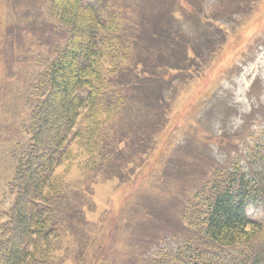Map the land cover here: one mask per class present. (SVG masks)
<instances>
[{
    "label": "trees",
    "instance_id": "obj_1",
    "mask_svg": "<svg viewBox=\"0 0 264 264\" xmlns=\"http://www.w3.org/2000/svg\"><path fill=\"white\" fill-rule=\"evenodd\" d=\"M16 1L22 11L8 4L7 15L0 18V24L8 23L9 35L4 36L9 57L0 69V146L9 150L12 165L10 202L0 211V264H89L88 255L99 244L100 230L92 238L87 221L95 187L114 179L121 185V174L141 168L136 159L144 164L168 141L173 130L165 126L174 125L170 102L179 87L202 77L206 66L197 65L186 36L161 30L163 12L128 23L115 0ZM149 25L155 31L150 33ZM209 27L218 37L191 40L211 57L216 39L222 48L227 36L218 21ZM27 47L45 49L52 59L33 61ZM203 53L200 59L207 60ZM181 65L185 72L178 69ZM174 71L187 81L171 78ZM19 82L23 90L16 88ZM152 83L166 90L154 91L144 111L129 116V104L141 95L149 98L145 87ZM21 96L23 107L17 104ZM194 143L183 139L161 153L168 158L163 178L182 181L176 194L167 201L138 196L132 212L117 214L118 231L137 228L142 231L137 238H152L143 258L120 264H261L264 227L248 217L247 208L264 203V177L246 171L264 166L263 136L255 139L254 150L241 152L249 157L244 166L236 157L216 163L210 151L200 152ZM73 169L87 175L84 190L72 186ZM171 225L176 243L158 246ZM255 242L259 254L253 253Z\"/></svg>",
    "mask_w": 264,
    "mask_h": 264
},
{
    "label": "rangeland",
    "instance_id": "obj_2",
    "mask_svg": "<svg viewBox=\"0 0 264 264\" xmlns=\"http://www.w3.org/2000/svg\"><path fill=\"white\" fill-rule=\"evenodd\" d=\"M149 1L151 0H115V3L121 8V16L127 19L128 23L138 22L141 16L151 18L163 12L166 17L161 30H171L174 33L173 36L180 34L190 40L187 49H193L196 52L197 65L206 66L200 69L204 76L194 80L196 85L191 88L192 90H188L187 87L194 83L193 80L179 87L180 90L184 89V94L179 95V90L173 97L174 101L170 102V114H174V125L168 123L165 126L173 130L168 141L161 142L158 151L149 155L144 164L142 160L136 159V164L141 168L132 167L133 169H129L130 175L121 174L124 180L121 185L116 179L98 182L92 199L95 203L94 210L87 213V221L92 230L90 234L92 238H94L93 232L100 230L97 233L99 239L95 235L96 242L99 244L90 254L88 252L89 264H120L124 260L129 262L143 258L152 238L143 235L137 238V233L142 232L137 228L130 227L127 230L118 231L117 228L121 225L120 222H116V216L123 209L132 212L131 209L134 208L138 196L157 195L167 201L171 194H176L175 188L179 187L182 181L174 178L170 182L169 179L163 178L168 158L161 153L167 144V153H169V146L175 147L183 139H193L195 143L192 147L201 148L200 152L210 151L216 163L227 162L228 158L236 157L235 161L239 163L238 165L244 166L249 157L241 152L249 148L253 149L254 141L258 136H263L264 139L262 129L264 121V0H153L155 4H148ZM86 2L88 0H84V3ZM8 4L12 9L16 5L17 12L22 11L16 0H0V18L4 19L7 15L6 6ZM44 7L46 9V6ZM49 20L52 21L50 17ZM214 20L222 26L220 33H223L224 37L227 36V43L221 48V39H216L215 51L210 57L207 50H201V46L195 45L192 40L201 37L203 43L209 41L211 35L218 37L217 32H212L213 29L209 27ZM5 24H0V69L6 67L9 57L8 43L5 42V37L9 35L5 34ZM151 28L152 26L149 25L150 33L155 31V28L152 30ZM191 28L194 32L192 35L189 34ZM9 41L12 40L9 39ZM27 49H30V57L33 61H38L39 58L44 62L52 59L48 57L44 48L39 52L32 51V47H27ZM202 52L207 60L200 59ZM181 68H183L182 72H185L183 65L178 67L180 70ZM182 72L174 71L171 78L174 77L178 83L187 81L188 77ZM3 75L0 73V83ZM148 86L145 90L151 92L150 96L148 95L149 98L141 99L142 95L135 98L134 102L129 104V107H133L132 111H128L129 116H138L136 112L144 111V106L151 101L157 90L163 92L166 90L163 87L158 89L159 85L156 83ZM23 87L21 82L16 84L19 90H23ZM17 104L23 107L22 96ZM153 116L154 114L150 115V117ZM10 160L9 150L5 145L0 146V202L2 203L0 211H4L10 202L8 196V185L12 180ZM132 174L136 177L129 179ZM246 174L264 177V166L262 169L253 166L246 171ZM84 176L87 177L81 171L73 169L70 176L72 186L84 190L87 186ZM262 180L264 182L263 178ZM162 185L167 187L161 188ZM151 191L154 193H150ZM146 207H150V202ZM256 207L257 209H252L250 214L264 227V203H259ZM142 209L143 212L147 210ZM155 212L158 215L157 209ZM129 215L131 221L136 223L133 215L130 213ZM145 219L148 220L146 217ZM158 221L155 220V224ZM100 223H102L101 226ZM136 225L137 223L134 227ZM171 227L172 225L165 232L166 237L157 242L158 246L176 243ZM148 232L144 233L148 234ZM135 238L137 242L132 245L131 242ZM257 243L253 244L257 247L254 254H259L261 250ZM260 261L264 264V257H261Z\"/></svg>",
    "mask_w": 264,
    "mask_h": 264
}]
</instances>
